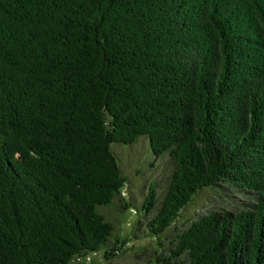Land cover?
<instances>
[{"label":"trees","instance_id":"obj_1","mask_svg":"<svg viewBox=\"0 0 264 264\" xmlns=\"http://www.w3.org/2000/svg\"><path fill=\"white\" fill-rule=\"evenodd\" d=\"M139 137L171 165L146 264H264V0H0V264L119 256L111 144ZM204 188L242 202L167 238Z\"/></svg>","mask_w":264,"mask_h":264},{"label":"rangeland","instance_id":"obj_2","mask_svg":"<svg viewBox=\"0 0 264 264\" xmlns=\"http://www.w3.org/2000/svg\"><path fill=\"white\" fill-rule=\"evenodd\" d=\"M111 145L117 155V163L122 169L123 174L127 177V184L124 185L126 188L123 189L124 198L122 197L123 199L114 201L106 208H103L102 211L106 216L113 219L117 225L118 234L121 238L126 239V242L121 246L119 256L111 260L104 258L103 251L98 250L89 252L86 257L75 259L68 264H114L115 262L117 264H146L150 257L148 254L151 253L150 258L154 261V253L156 254L163 249L162 240H164V232L159 235L154 234L149 231L148 226L144 225V222L152 217L155 207L161 199L162 193L168 183L171 165L163 157L154 160L153 153L148 147L146 138L139 137L131 145L115 143ZM150 187L155 188V207L144 217V212L140 208V200ZM227 193L228 195H223L216 191L215 188H204L200 190L194 196V200L181 210L180 215L172 224L171 229L165 230L166 237L170 238L174 230L182 227L187 219L198 214L200 208L204 207L203 202L207 206H215L218 208H232L236 204L235 202H242L241 197L236 196L233 192ZM130 196L137 197V212L130 210L129 206L122 208L124 201L132 202ZM140 221H144L140 223V228L143 229L138 231L140 233L139 236H134V228L132 225Z\"/></svg>","mask_w":264,"mask_h":264}]
</instances>
